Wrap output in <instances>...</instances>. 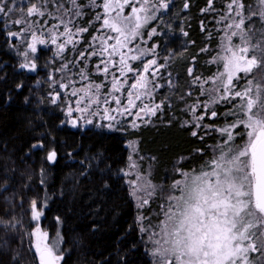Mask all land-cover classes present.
<instances>
[{
    "label": "trees",
    "instance_id": "1",
    "mask_svg": "<svg viewBox=\"0 0 264 264\" xmlns=\"http://www.w3.org/2000/svg\"><path fill=\"white\" fill-rule=\"evenodd\" d=\"M79 1L86 5L90 0ZM101 2L98 0L97 11H101ZM214 2L171 0L166 12L143 30L146 36L155 27L157 34L151 44L161 54H171L178 96L189 87L191 66L194 74L203 73L204 78L221 69L220 64L209 62L212 52L205 49L208 43L217 45L207 39L203 28L207 9ZM84 11L85 25L94 17V10L88 7ZM96 25L99 23L90 26L87 38ZM13 43L0 24V264H38L30 206L42 197V171L48 174L46 190L52 195L42 213L49 222L47 231L54 235L55 219L60 220L63 242L69 249L67 255L61 254L62 264H152L139 229V211L121 174L128 162L125 144L138 141L139 154L152 162V179L161 184L174 174L182 158L183 169L199 163V168L206 169L209 146L216 143L213 135H193V129L178 118L176 101L174 106H166L169 116L156 126L141 125L122 132L61 125L63 112L52 104L47 86L38 87L40 73L17 68L18 50ZM228 113L227 106H218V115L210 124L234 123L237 119ZM235 132L238 136L233 141L242 145L244 128L238 126ZM52 152L56 156L50 163L47 158Z\"/></svg>",
    "mask_w": 264,
    "mask_h": 264
},
{
    "label": "rangeland",
    "instance_id": "2",
    "mask_svg": "<svg viewBox=\"0 0 264 264\" xmlns=\"http://www.w3.org/2000/svg\"><path fill=\"white\" fill-rule=\"evenodd\" d=\"M141 2L142 0H135V6L139 8ZM170 2L171 0H148L147 14L151 18L147 22H141L137 36L128 42L126 48L121 49L126 54L125 64L122 65L119 53H112L110 56L111 49L103 51L108 45L116 43L117 36L113 29L103 24L105 18L115 16V12H106L104 9L105 0H102L100 4L101 11H97L98 0H90L86 5H82L79 0H75V4L73 0H0V6L5 9L4 12H0V24L7 30L9 40L14 42L13 45L18 50L17 68L25 72L40 73L38 87L43 90L47 86L52 104H56L63 112L64 118L61 125L77 130L92 127L95 130L122 132L137 129L141 125L156 126L169 116L166 114V106L167 108L174 106L176 101L175 106L180 108L178 118L181 119L182 124L203 136L213 135V139L216 140L215 144L209 146L211 156L205 161L206 169L199 168L200 163L188 170L183 169L179 164L183 161L184 158H182L174 167V174L161 184L155 183L152 179V170H154L152 162L139 154L138 141L129 140L125 144L128 150V162L121 169V174L125 177L132 200L139 211L137 213L139 229L146 246L145 251L148 252L152 264H163L161 257L155 254L157 248L155 242L161 240V226L166 221L165 213L176 203L170 197H180L184 182L190 180L193 175H199L201 171H210V162L220 155L221 148L227 152L229 146L233 149L242 147L248 140L247 129L243 124L239 125L245 130V140L242 145H239L236 140L233 141L238 136L235 132L236 127L231 129L233 137L231 141H228L227 134L222 131L245 118L240 110L244 98L235 96V92H243L248 80H253V84L257 82L264 84V68H256L247 76L240 72L234 77L232 85L229 86L231 94L226 93L221 86L222 81L217 77L224 72V67L218 57L225 54L224 46L230 44L235 50L244 45L238 35L231 36L230 41L225 39L226 33L238 31L234 26L227 27L234 21L239 22L236 6L232 5L229 9L231 0H216V3H211L207 9L208 21L206 25L204 23L203 28L207 31V39L217 43L214 47L208 43L205 48L212 52L209 62L220 64L221 69L215 75L204 78L203 73L194 74L193 66H191L189 87L178 96L175 73L170 69L171 54H161L156 44H151V38L157 34L155 27L151 28L146 36L143 35L144 28L163 15ZM162 3L168 6L162 7ZM33 5L43 14L29 15L28 8ZM243 5V14L246 17L259 7L255 2L243 3ZM88 7L94 10V17L84 25L83 17L86 13L84 9ZM131 7L132 5H126L121 15L129 16ZM16 21L21 22L16 23ZM93 23H99V25H96L92 36L87 38L86 33ZM243 27L245 30L249 28L253 30L248 43L250 47L248 58L255 55L260 61L261 48H264V35H262L264 18L253 16L251 20H245ZM80 29H87V31H78ZM33 44L37 49L35 52L30 47ZM252 45H260V47L253 49ZM133 55H139L140 58L130 59ZM152 60L156 63L149 64ZM25 64L28 67L22 66ZM32 64H35L34 68ZM145 65H148L147 72H144ZM105 67L107 71H104ZM129 67L132 71L128 70ZM241 73L243 77L240 76ZM141 75L148 80V87L146 89L132 88L131 85L136 83ZM235 80L236 83H234ZM114 82L117 83L116 88L113 87ZM223 82L226 83V80ZM237 82H241V85ZM74 92L75 95H73ZM129 93L132 94L134 106H129ZM221 97L224 98L221 99ZM117 98L119 103L116 102ZM218 106H227L229 116L237 120L223 127L212 126L209 121L217 117ZM126 107L127 111H125ZM142 109L144 111H141ZM148 109H155V113L152 114ZM213 112L215 116L212 115ZM49 155L48 161H50ZM39 183L43 189L42 197L35 203V208L33 203L30 206L34 250L38 253L36 229L39 228L41 232L47 234L46 242L57 256L67 255L69 249L63 242L61 221L55 219L56 232L50 235L49 222L47 223L42 215L43 208L52 199V195L46 190L49 183L47 172L42 171ZM144 201L147 202L144 203ZM173 211H175L174 208ZM35 212L40 213L38 218L34 216ZM23 220L25 219L22 218ZM258 256V253L252 254V258ZM60 261L61 259L57 263Z\"/></svg>",
    "mask_w": 264,
    "mask_h": 264
},
{
    "label": "snow or ice",
    "instance_id": "3",
    "mask_svg": "<svg viewBox=\"0 0 264 264\" xmlns=\"http://www.w3.org/2000/svg\"><path fill=\"white\" fill-rule=\"evenodd\" d=\"M73 3L75 4V0ZM147 3L148 0H142L139 8L135 6V0H105L103 4L106 12H115V16L105 18L103 24L117 33L116 43L108 45L103 51L111 49L110 56L112 53H119L122 65L125 64L126 54L121 49L126 48L128 42L137 36L141 22H147L151 18L147 14ZM255 3L259 7L247 17L243 14L242 0H231L228 6L229 9L232 5L236 6V16L240 19L239 22L234 21L227 25L228 28L234 26L238 31L226 33L225 39L230 41L231 36L238 35L244 45L234 50L230 44H226L223 49L225 54L218 57L223 63L224 72L217 79L222 81L221 86L229 94V86L238 73L243 72L247 76L256 68H264V48H261L260 61L255 55L248 58V43L253 30H245L243 27L246 19L251 20L253 16L264 18V0H255ZM126 5H132L131 14L122 16ZM161 6L166 8L168 5L162 3ZM4 11V7L0 6V12ZM36 13L43 14L35 5L28 8L29 15ZM30 47L33 52L37 51L35 44ZM251 47L254 49L260 45ZM139 58V55L130 57L132 60ZM155 63V60L149 62ZM22 66L28 67L27 64ZM128 70L132 71L130 67ZM104 71H107L106 67ZM147 71L148 65H145L144 72ZM113 87H117L116 82ZM131 87L146 89L148 80L141 75ZM75 94L74 92L73 95ZM131 95L129 93V106H134ZM235 96L244 98L240 110L245 118L222 131L227 134L228 141H231V129L243 124L247 129L248 140L242 147L233 149L229 146L227 152L221 148L220 155L210 162V171L193 175L184 182L180 197H170L176 203L165 213L166 221L161 226V240L155 242V254L161 257L163 264H262L264 261V84H253V80H248L243 92H235ZM116 102L119 103L118 98ZM148 111L155 113V109ZM212 115L215 116V112ZM193 135L196 133L193 132ZM55 156L56 153L52 152L49 159H54ZM39 215V212L34 213L36 218ZM36 236V251L41 264H57L62 257L57 256L47 244V234L37 228ZM253 253H258L259 256L252 258Z\"/></svg>",
    "mask_w": 264,
    "mask_h": 264
},
{
    "label": "water",
    "instance_id": "4",
    "mask_svg": "<svg viewBox=\"0 0 264 264\" xmlns=\"http://www.w3.org/2000/svg\"><path fill=\"white\" fill-rule=\"evenodd\" d=\"M53 161H54V159H50V163H53ZM61 257L63 258V256H61ZM36 258H37L38 264H41L38 253H36ZM57 264H61V262H59Z\"/></svg>",
    "mask_w": 264,
    "mask_h": 264
}]
</instances>
